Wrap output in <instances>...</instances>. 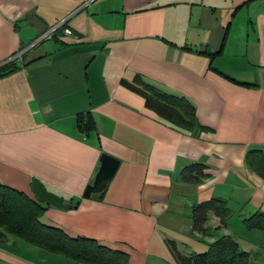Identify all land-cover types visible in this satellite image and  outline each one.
<instances>
[{
    "label": "crops",
    "instance_id": "obj_1",
    "mask_svg": "<svg viewBox=\"0 0 264 264\" xmlns=\"http://www.w3.org/2000/svg\"><path fill=\"white\" fill-rule=\"evenodd\" d=\"M222 39L220 54L199 53ZM9 60L19 67L0 77V184L32 198L35 178L74 204L49 206L41 222L128 264H176L170 241L203 252L223 234L264 264V230L241 222L264 213V180L244 165L246 151L264 154V0H0V64ZM135 78L186 99L206 130L158 119ZM84 113L95 126L87 136L75 128ZM102 153L119 165L101 197L81 198ZM189 162L207 167L198 185L178 179ZM209 198L231 213L200 236L190 206ZM190 237L200 249H187ZM21 241L5 236L0 264H81Z\"/></svg>",
    "mask_w": 264,
    "mask_h": 264
},
{
    "label": "trees",
    "instance_id": "obj_2",
    "mask_svg": "<svg viewBox=\"0 0 264 264\" xmlns=\"http://www.w3.org/2000/svg\"><path fill=\"white\" fill-rule=\"evenodd\" d=\"M223 39L219 49L213 53L202 50L199 53L212 58L220 54ZM34 62L28 61L21 66ZM18 64L13 60L0 64V77L17 70ZM222 78L234 82L222 73L209 68ZM138 86L135 89L142 95L144 106L151 110L158 119L165 121L181 130L194 134L206 130L198 125L194 116L192 105L183 97L166 94L146 85L138 78L134 79ZM247 87V84H238ZM131 90V87L125 85ZM75 128L78 133L87 136L95 129L94 121L89 113L79 114L75 117ZM245 167L264 180V154L258 150H248L244 154ZM207 167L199 162L185 164L178 173L182 184L198 185L206 179ZM103 192L91 197H101ZM90 197V198H91ZM66 208L73 206L70 201H64ZM48 203H39L34 198H29L23 193L0 184V242L6 235L39 247L40 249L59 254L75 263L81 264H128L125 255L117 250L98 244L91 238L83 236L70 237L54 226L41 222L40 217L49 207ZM231 211L226 199L209 198L193 203L190 206V228L200 236H208L212 230L225 224ZM212 214L219 220V225L209 228L206 225L208 215ZM246 229L258 228L264 230V213L255 211L246 218L241 219ZM176 264H252L246 251L240 249L230 235L216 236L212 241L206 242L203 252L188 251L180 253L174 243H168Z\"/></svg>",
    "mask_w": 264,
    "mask_h": 264
},
{
    "label": "water",
    "instance_id": "obj_3",
    "mask_svg": "<svg viewBox=\"0 0 264 264\" xmlns=\"http://www.w3.org/2000/svg\"><path fill=\"white\" fill-rule=\"evenodd\" d=\"M118 165L119 162L115 158L104 153L100 154L98 158V168L93 180L84 187L81 198H90L92 195L103 192L112 179ZM30 193L32 198L39 203H48L54 208H66L62 198L48 192L42 183L35 178H32L30 181Z\"/></svg>",
    "mask_w": 264,
    "mask_h": 264
},
{
    "label": "rangeland",
    "instance_id": "obj_4",
    "mask_svg": "<svg viewBox=\"0 0 264 264\" xmlns=\"http://www.w3.org/2000/svg\"><path fill=\"white\" fill-rule=\"evenodd\" d=\"M184 215H185V213H183V216H182L183 219H185ZM9 236H11V235H9ZM21 242L24 243L23 241H21ZM184 243H188L189 247H187V249H189V250H198L201 247V245H199L198 241H195V239L192 237H190V239H188V241L184 242ZM27 245H31V244H27ZM39 250H41V249H39ZM41 251L46 252L44 250H41Z\"/></svg>",
    "mask_w": 264,
    "mask_h": 264
},
{
    "label": "built area",
    "instance_id": "obj_5",
    "mask_svg": "<svg viewBox=\"0 0 264 264\" xmlns=\"http://www.w3.org/2000/svg\"><path fill=\"white\" fill-rule=\"evenodd\" d=\"M84 4H85V3H84ZM84 4L81 5L80 8H81L82 6H84ZM80 8H78V9H80ZM62 34L65 35V36H69V35L71 34V32H70L68 29H63V30H62ZM42 38H43V37L39 38L38 40H40V39H42Z\"/></svg>",
    "mask_w": 264,
    "mask_h": 264
}]
</instances>
